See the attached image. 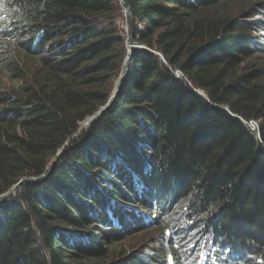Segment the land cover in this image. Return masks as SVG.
<instances>
[{
    "label": "trees",
    "instance_id": "trees-1",
    "mask_svg": "<svg viewBox=\"0 0 264 264\" xmlns=\"http://www.w3.org/2000/svg\"><path fill=\"white\" fill-rule=\"evenodd\" d=\"M127 3L144 48L67 150L114 90L119 0H0V195L27 179L0 202V264H177L200 242L218 264H264V148L242 123L264 136V2Z\"/></svg>",
    "mask_w": 264,
    "mask_h": 264
},
{
    "label": "rangeland",
    "instance_id": "rangeland-1",
    "mask_svg": "<svg viewBox=\"0 0 264 264\" xmlns=\"http://www.w3.org/2000/svg\"><path fill=\"white\" fill-rule=\"evenodd\" d=\"M259 1H263L264 0H259ZM255 2H257V0H255ZM256 6V7H255ZM120 15L115 18V21L114 23H116V26L119 28L120 32L125 36V38L127 39L128 38V35H129V28H128V21H127V18H126V13L125 11H123V8L122 6L120 5ZM254 7L256 8V10L253 12V17L252 18H256L257 20H260L261 22H264V3H261V5H254ZM2 8V7H1ZM253 10V9H252ZM259 23V26H262L261 28H258L259 31H255V29H251V32H252V36L256 38V40L258 42H261L263 45H264V38L263 40H260L258 37L259 35L260 36H263L264 37V23ZM125 43H126V40H125ZM137 44V43H136ZM136 44H134V46H136ZM140 45V44H138ZM15 48L12 46V45H9L8 47V50H10L11 54H13V57H15L16 55H19L20 53H17L15 50ZM137 49V48H136ZM128 50L129 48H127L125 45H124V49H123V53H124V60H123V63L121 65V68H120V71L118 73V76L115 77V78H112L111 79V87H112V90H113V86L115 84V81L122 76L123 74V71H124V62H125V59L127 58L128 56ZM261 54V53H260ZM257 56H261L262 55H254L253 57L254 58H251V59H248V62L249 64H252V62L255 60V57ZM264 58V56H263ZM15 60H19V64H22L23 66V69L27 70V69H33L35 68L36 64H35V61L34 62H28L26 61L25 63H22L20 62V57L19 56H16V58H14ZM23 60V58L21 59V61ZM179 71H175V74L178 73ZM32 71L28 72V74H31ZM179 75H180V72H179ZM178 75V76H179ZM111 90V91H112ZM111 95V94H110ZM96 114H93L92 116H88L86 118H84V121L87 120L86 122V125H83L81 127H79V129L77 130L76 134L75 135H80L81 133H84V137L85 139H87V136L89 134V128H90V125L89 127H87V124L90 122V120L93 118V116H95ZM94 122V121H93ZM258 123V122H257ZM251 125V124H250ZM255 129V128H254ZM253 129V130H254ZM250 130V128H249ZM256 131V130H255ZM258 132V131H256ZM82 138V139H83ZM82 139H80L78 141V143H74L73 145H69L67 150L70 149L72 146H75V145H79L80 141H82ZM66 150V148L64 149H60L58 152H57V155H56V159L58 158V156L64 151ZM56 161V160H54ZM54 161L52 162V160L47 164V167H48V173H49V170L51 169ZM43 178H47L46 175L43 177ZM123 202L129 204V205H132V211L137 213V214H146L148 213V211H145V210H142L139 208V206H137L134 201L132 200V203L129 202V201H125L123 200ZM136 209V210H135ZM171 214V218L175 221H178L180 223V233H185V227H184V214H181L180 211H177V209L175 208L174 210H172V212L170 213ZM154 224L153 223H150L148 224L147 227H151L153 226ZM195 232V231H194ZM194 232H192V234H194ZM172 233V232H171ZM171 233L169 234V236L171 235ZM135 235H138V233H135L134 235H131V237L135 236ZM141 235H144L143 233L140 234L139 236ZM199 236V235H198ZM200 237L202 238L203 236L200 235ZM209 238V236H208ZM137 239V237H136ZM134 242V241H133ZM131 243V242H130ZM193 247V246H192ZM138 247H135L133 248L132 250H136ZM196 251V252H195ZM194 251V249H191V246L188 245V244H184L183 247H181L179 249V252H183V253H186L184 256H181V259L180 261L177 263V264H218L216 263L217 262H220L222 259H217L216 257H214V255H207L206 253H204V244L202 242L199 243V247H197V249ZM245 253V251L243 252ZM207 259L209 260L208 262ZM167 264H169V260L167 262ZM171 264H176L174 263V261L172 260L171 261Z\"/></svg>",
    "mask_w": 264,
    "mask_h": 264
},
{
    "label": "water",
    "instance_id": "water-1",
    "mask_svg": "<svg viewBox=\"0 0 264 264\" xmlns=\"http://www.w3.org/2000/svg\"><path fill=\"white\" fill-rule=\"evenodd\" d=\"M119 3L120 5L122 6L123 8V11H125V13L127 14L126 15V18H127V21H128V28H129V35H128V38L126 39V43H125V46L127 48H129L128 50V56L127 58L125 59V62H124V71H123V74L121 77H119L116 81H115V86H114V90L112 92V94L109 96L107 102L101 106L96 112H94L93 114H96L95 116H93V118L90 120V122L87 124V127H89L90 123L93 122V121H96L103 112H105L109 106L111 105V103L114 101L115 99V96L116 94L118 93L119 89L122 87L123 85V82H124V79L125 77L127 76V71H128V64L131 60V55H132V51L134 49H138V48H144L142 45H138L136 44L134 41H133V33H134V23H133V19H132V16H131V13H130V8H129V5L127 3V0H119ZM134 44H136V46H134ZM178 71V70H176ZM176 75L178 76L179 75V72L176 73ZM201 97L205 98V95L203 92L201 91H196ZM92 114V115H93ZM231 114V113H230ZM91 115V116H92ZM231 116L233 117H236L239 119V117H237L236 115L234 114H231ZM88 117V116H87ZM86 118V117H85ZM85 138H83L82 140H84ZM27 181V179H20L17 183H15L7 192H5L4 194L0 195V202L9 198L10 196H12L14 194V192L17 190V188L19 187V185L23 182Z\"/></svg>",
    "mask_w": 264,
    "mask_h": 264
},
{
    "label": "built area",
    "instance_id": "built-area-1",
    "mask_svg": "<svg viewBox=\"0 0 264 264\" xmlns=\"http://www.w3.org/2000/svg\"><path fill=\"white\" fill-rule=\"evenodd\" d=\"M254 121L250 120L248 122L249 124V128L250 131L254 134V138L255 140L258 141V143L264 148V136H261L258 132H256L255 130L257 129V127L253 124ZM251 124V125H250ZM255 128V129H254ZM254 129V130H253Z\"/></svg>",
    "mask_w": 264,
    "mask_h": 264
},
{
    "label": "clouds",
    "instance_id": "clouds-1",
    "mask_svg": "<svg viewBox=\"0 0 264 264\" xmlns=\"http://www.w3.org/2000/svg\"><path fill=\"white\" fill-rule=\"evenodd\" d=\"M252 121H253V120H252ZM248 122H249V121H247V122L244 121V122H242V123L244 124V126H246V127L249 129V124H248Z\"/></svg>",
    "mask_w": 264,
    "mask_h": 264
},
{
    "label": "snow or ice",
    "instance_id": "snow-or-ice-1",
    "mask_svg": "<svg viewBox=\"0 0 264 264\" xmlns=\"http://www.w3.org/2000/svg\"><path fill=\"white\" fill-rule=\"evenodd\" d=\"M168 260H169V264H171L172 257H171V256H169V257H168Z\"/></svg>",
    "mask_w": 264,
    "mask_h": 264
},
{
    "label": "bare ground",
    "instance_id": "bare-ground-1",
    "mask_svg": "<svg viewBox=\"0 0 264 264\" xmlns=\"http://www.w3.org/2000/svg\"><path fill=\"white\" fill-rule=\"evenodd\" d=\"M87 122V121H86ZM86 122L84 123V125H86ZM214 257H216L215 255H214Z\"/></svg>",
    "mask_w": 264,
    "mask_h": 264
}]
</instances>
